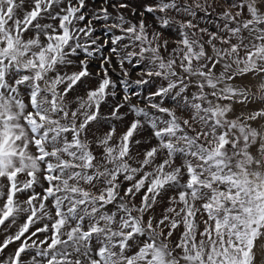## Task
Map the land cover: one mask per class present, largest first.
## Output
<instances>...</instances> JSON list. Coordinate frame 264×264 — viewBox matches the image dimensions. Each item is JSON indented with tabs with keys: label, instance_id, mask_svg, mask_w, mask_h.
<instances>
[{
	"label": "snow or ice",
	"instance_id": "1",
	"mask_svg": "<svg viewBox=\"0 0 264 264\" xmlns=\"http://www.w3.org/2000/svg\"><path fill=\"white\" fill-rule=\"evenodd\" d=\"M0 264H264V0H0Z\"/></svg>",
	"mask_w": 264,
	"mask_h": 264
}]
</instances>
